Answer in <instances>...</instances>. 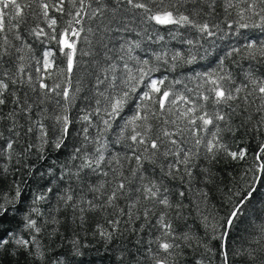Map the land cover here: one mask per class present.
<instances>
[{
	"label": "trees",
	"instance_id": "trees-1",
	"mask_svg": "<svg viewBox=\"0 0 264 264\" xmlns=\"http://www.w3.org/2000/svg\"><path fill=\"white\" fill-rule=\"evenodd\" d=\"M17 2L23 7L19 24L12 27L17 23L13 19L16 10L10 8L5 31L0 32V52L7 48V55L0 56V79L9 84L8 90L4 92L6 103L0 105V145H4L9 139L14 141L11 155L5 153L0 156V204H5L7 209L0 216V228L3 229L0 231V239H7L11 233L16 239L31 241L35 237V241L25 248L17 245L15 239L10 240L5 247H0V264H51L57 258L62 264H136L138 260L142 264H153L151 254L147 251L149 247L154 253L165 255L155 242L156 236L160 235L156 221L161 212L167 214L177 236L187 233L192 238L191 246L188 242L176 241L181 247L173 250L169 264H173V261L176 264H195L197 260L202 261V264H223V252L228 253L229 264H264V239L259 231L260 226L264 225V172L256 167L255 160L259 145L264 144V123L260 121L264 113L257 111L260 105L258 97H249L250 101L255 99V103H244L242 97L246 92H241L237 102H230L231 107L219 106V110L226 115V120L219 122L221 143L226 144L229 151L245 149V159L233 160L223 151L212 156L206 153L203 143L197 149L194 138L184 125H181L185 127L183 136H174L181 142L171 145L161 135V130L168 128L176 133V126L163 124L169 117L162 116L159 120L149 121L152 124L149 135L151 139L160 136L165 143L151 161H143L137 177L131 175L136 162L128 157L132 155L133 149L137 155H149L152 151L150 143L149 153H144L145 145H133L130 148L132 142L121 137L120 130L124 122L137 111V93L142 88H138L137 93L130 94L121 114L106 131H99L104 128L102 120L106 117L103 116V111L100 116H92L91 125L81 120L85 112H94L98 106L103 110L104 98L119 91H114L109 85L113 75L123 78V63L136 65L135 60L128 61L127 54V47L134 43H139L140 46L132 51L133 57L138 60L149 59L152 65L157 66L159 71L153 73L155 78L166 76L168 84L180 80L181 84L173 86L175 91L185 93L193 100L199 99V91L210 87L203 85L202 80L191 79L197 73L215 71L218 75H230L231 80L225 83L235 87L248 84L247 91H251L253 85L249 82V73L253 78L264 79V60H251L238 54L227 55L234 48L243 49L249 42L254 41L258 46L264 42V28H239L236 24L238 12L246 7L248 0H233L234 4L239 2V8L234 7L227 12L224 0H216L212 9L207 6L211 0H184L180 11L190 15L198 23L208 21L214 36L202 34L191 26L158 25L147 18L151 13L132 8L127 0H84L85 6L80 9L81 23L74 25L81 30L80 36L75 38L78 51L74 71H65L63 74L59 69H66V58L59 52L57 43L44 37L36 38L32 30L39 27L49 34L62 31L79 9V0H64V12H57L55 7H51L58 4L59 0ZM45 2L50 5L49 18H56L58 21L55 32L48 28L40 7ZM174 2L175 0H163V5ZM158 5H161V0H150L148 4L153 11ZM253 21L258 23L259 18L253 17L248 22ZM17 36L20 38L17 39ZM5 37L7 45L4 43ZM188 41H192V44ZM122 44L125 45L123 49ZM45 50H51L54 54L51 77L43 71H36L39 66L37 61ZM178 51L185 59L194 56L195 60L190 64L178 62L172 70L171 58ZM156 54L164 56L168 63L165 65L164 60L157 62ZM121 56L124 57L123 60L120 59ZM222 58L224 71L220 72ZM112 65L118 66L115 73L112 72ZM4 73L8 75L5 76ZM29 77L32 78L31 81ZM40 78L49 87L54 88L59 84L60 89H56V92H61V95L49 92L45 96L44 90L39 88ZM12 79L17 83L13 84ZM98 80L105 82L98 84ZM199 85H203V88H199ZM64 87L70 92L67 103L61 91ZM187 89L192 91L188 92ZM12 92L16 93L15 98ZM100 93H104V96ZM14 99L27 101L32 105L28 112L17 111L14 118L17 125L15 131L21 133L19 136L8 131L13 124V118H9L8 113L16 107ZM97 100L101 101L100 105L96 104ZM237 103L240 107H237ZM148 107L151 109L152 105ZM179 107L182 109L184 106L180 104ZM65 108L70 120L69 133L64 137L61 148L56 149L54 141L60 136L62 126L56 122L55 116L65 114ZM205 110L215 112L217 106L207 104ZM34 121L45 125L47 144L41 145L37 138L40 135L38 128L34 133L26 132ZM85 127L89 129L91 142L84 140ZM209 129L199 135L210 138L211 131L216 128L209 126ZM131 133L129 126L125 129V136ZM98 135L106 144L105 161L99 170L93 172L91 169H83L77 175L81 160L71 159L74 149L83 146L89 152H94L98 147L95 143ZM29 143L34 147L25 151ZM176 147L185 151L192 150L191 163L188 165L192 169L191 180L184 176L181 181L180 175L185 167L182 164L178 165L180 172L175 178L166 175L168 165L175 161V157H165L163 153L170 148L175 151ZM115 158H119L121 164H117ZM66 166L71 169L72 175L67 174ZM103 172L108 175L104 176ZM120 172L130 181L127 194L120 195L113 205H108L107 197L111 195L118 180L123 178L119 177ZM139 176L145 179L141 181ZM257 176L262 178L256 179ZM148 181H155L162 186V190L168 189L167 195L172 208L154 205L135 191ZM102 183L103 189L99 192L93 190ZM17 188L21 193L19 198H15ZM49 188L52 189L51 192L48 191ZM69 190L74 201L78 202L75 209L71 207L73 202L65 205L60 199ZM181 191L185 193L183 197L179 195ZM248 191L253 194L241 205L234 224L225 227L223 217ZM37 195H44L45 199L34 204L33 200ZM137 197L140 199L137 206L132 208L133 216L129 221V206ZM6 200L13 202L7 204ZM89 201L97 207L91 208ZM178 203L183 205L180 216L176 215L175 206ZM81 206L85 209L83 213L80 212ZM33 207L38 208L40 216L31 212ZM145 209H151L147 220L143 215ZM121 212L123 215H120ZM29 214L37 221L41 232L25 228L24 217ZM204 217H208L207 226ZM109 219L120 221L119 230H113V238L105 240L100 236L97 224L112 230L107 224ZM213 223L217 224L215 231L211 227ZM141 225H144L142 230ZM225 231L228 234L221 238L220 233ZM73 241L78 242L79 254L73 249ZM204 245L211 251H207ZM38 247L43 257L36 255Z\"/></svg>",
	"mask_w": 264,
	"mask_h": 264
},
{
	"label": "snow or ice",
	"instance_id": "snow-or-ice-1",
	"mask_svg": "<svg viewBox=\"0 0 264 264\" xmlns=\"http://www.w3.org/2000/svg\"><path fill=\"white\" fill-rule=\"evenodd\" d=\"M150 0H127V4L135 9H142L145 13H151L148 15L149 20H154L158 25H176V26H191L195 28L198 32L202 34H206L207 36H214L215 33L211 30L210 24L208 21H204L203 23H198L194 19L191 18L190 15H185L182 11H180V7H182L184 0H175L174 3L163 5V0H161V5H158L153 11L152 8L148 6ZM225 3V11L227 12L232 8H239V2L233 3V0H224ZM216 4V0H211L207 6L212 9L213 5ZM84 0H79V9L75 11V16L68 21L67 27H64L62 31H59L56 34H49L45 32L43 28L33 29V33L36 38L44 37L48 40L55 41L59 46V52L66 58V69H59L61 74L65 71L67 73H72L74 71L75 59L77 55V46H76V37L80 36V29L74 27V25H79L81 23V12L80 9L84 8ZM40 7L43 9V15L47 21V26L49 29H53L55 32L57 26L56 18H49V8L50 5L48 3H41ZM51 7H55L57 12H64V0H59V3L56 5H52ZM10 8H14L15 15L13 17L14 20L17 21L16 24H13L12 27H16L20 18L23 14V7L21 4L17 2V0H0V32L5 31L6 18L8 16V10ZM214 10V9H213ZM95 14V13H93ZM210 14V13H209ZM250 14V15H249ZM71 16L72 13H69ZM239 19L236 21V24L239 28H248V27H259L264 28V0H248L246 7L240 9L238 12ZM253 17H258L259 22L253 21L249 23L248 21L253 20ZM20 37L17 36V39ZM163 39V37H160ZM5 45L8 44L7 37L4 40ZM189 44H192V41H188ZM139 43H134L127 47L128 61H136L135 66H131L130 63H123L124 76L122 79L118 78L116 75L112 76V82L109 85L113 90L119 89L115 94H109L105 97V104L103 110L98 106L95 108L94 112H85L81 116V120L86 122L87 124H92V116H100L101 111H103L102 122L104 125L103 129L99 131L102 133L107 129L112 127V121L115 120L117 116L121 114V111L124 105L127 103L131 93H137L138 88H142L140 92L137 93L139 97V103L137 105V111L133 114L128 120L124 122V126L120 130L121 137H124L127 140L132 142L129 147L131 148L133 145H145L144 153H149V143L150 148L152 149L149 155L140 154L137 155L135 150L133 149L132 155L128 157V159H134L136 162V167L132 168L131 175L132 177H137L138 173L142 169L143 161H151L153 157L157 155L159 152L161 145L165 143L164 140H161L160 136H157L155 139H151L149 135V130L152 128V124L149 123L150 120L156 119L159 120L162 116H168L169 119L163 121V124H171L176 126V133H173L168 130V128H162L161 135L166 138V140L171 145H178L181 141H178L174 138L176 135L183 136L185 132V127L187 128L189 134L194 138V143L197 149L203 143L206 148V153L212 156H216L217 153L223 151L227 154V156L231 157L233 160H243L247 156V152L245 149H240L238 151H229L228 146L224 143H221L220 140V132L221 128L219 127V122H223L226 120V115L223 114L219 110V106L228 105L231 107L230 102H237L240 97L239 94L241 92H246V95L242 97L244 103H255V99L249 100V97H258L260 101L258 112L264 113V79L253 78L251 73H249V82L253 85L251 91H247L248 84H243L240 87H235L234 85L225 83L226 81L231 80L230 75H218L215 71L205 72V73H197L191 79H195L197 81L202 80L203 85H209L210 87L204 88L202 91H199V99L193 100L189 95L185 93H177L174 89V85H179L182 82L180 80H175L172 84L167 83V77L163 78H155L153 76L154 72L159 71V68L155 65L151 64L149 59L138 60L136 57L131 55L134 48H138ZM125 45H121L123 49ZM19 51V49H17ZM234 54L245 56L251 60H264V42H262L259 46L256 42H249L244 46L243 49L234 48L227 53L228 56H232ZM7 55V48L3 52H0V56ZM22 59V57H21ZM121 60L124 59L123 56L120 57ZM172 70L175 69L178 62L184 63H192L195 60L194 56H191L185 59L184 55L181 52H175L172 55ZM53 60L54 54L51 50H45L42 54V57L37 61L38 67L36 69L37 73H41L42 71L47 73L48 77L52 75L53 69ZM155 60L157 62L164 60L165 65L168 61L161 54H156ZM221 68L220 72H223V64L224 59L222 58L220 61ZM117 65H112V72L115 73L117 70ZM7 76V73H4ZM31 77H29V81H31ZM13 84L17 83L15 79L11 81ZM105 81L98 80V84H103ZM203 85H199V88H203ZM9 84L4 80L0 79V105H4L6 103V99L4 98V92L8 90ZM39 88L44 90L45 96L49 92H56V89H60V85L56 84L55 87H49V85L45 82L43 78L39 79ZM62 95L64 101L67 103L70 100V92L67 87H64L62 90ZM186 91L190 92L191 89H187ZM56 95H61V92H56ZM101 96H104V93H100ZM12 96L15 98L16 93L12 92ZM14 103L16 105L13 110L8 113L9 118H13L12 127L8 129L10 133L15 132L16 136H19L21 133L19 131H15L17 125L15 123L14 118L17 116V111L23 113L31 110L32 105L27 101L21 102L18 99H14ZM59 104V101H57ZM97 105L101 104L100 100L96 101ZM182 104L184 107L181 109L179 105ZM207 104H213L217 106V111L208 112L205 110ZM148 105H152L150 109ZM237 107H240V104L237 103ZM65 114H58L55 116V120L62 127L60 129V136L54 141V147L56 149H60L64 144V137H66L69 133L68 125L70 123L69 117L67 116V108L63 109ZM172 117H175L174 119ZM261 123H264V115L260 118ZM184 125V126H181ZM131 126L132 133L131 135L125 136V129ZM209 126H213L216 128L215 131H211V137L200 136V132L209 131ZM36 128L39 129V137H37L41 141V145L47 144V130L43 123L38 121L33 122V126H29L26 129L27 133H34ZM140 129V130H137ZM230 130V129H229ZM88 127L83 129L85 134L84 140L86 142H91L88 136ZM0 138H2V133H0ZM95 143L98 144V147L94 149V152H89L85 147H76L72 154L71 159L73 161L80 159L81 163L79 165L77 175L79 171L83 169H91L93 172L99 170L101 168L102 162L105 161L104 149L106 148V144L101 141L100 136L98 135L95 138ZM34 147L33 144L29 143L25 148V151H30ZM14 148V141L9 139L6 141L4 145H0V156H3L5 153L11 155V152ZM165 157L174 156L175 161L168 165V171L166 175L171 176L173 178L180 172L178 165H184L183 173L180 175L181 181H183L184 176H187L189 180L192 179V169L188 167L191 163L192 150L189 149L185 151L183 148L176 147L175 151L171 148L163 153ZM117 164H121L119 158H115ZM255 160L257 161L256 167L264 172V144L259 145V152L255 155ZM111 163V162H109ZM122 166V165H121ZM67 174L72 175L71 169L65 168ZM104 176H107V172L102 173ZM119 177H123V173H119ZM256 179H261V176L255 177ZM114 179H117L114 177ZM139 179L143 181L145 177L139 176ZM130 181L126 177L119 179L116 183L115 188L112 189L111 195L107 197V204L113 205L114 201L120 197V195L127 194L128 184ZM104 188V184L102 183L98 188L93 189L96 192H99ZM49 192L52 191L51 188L48 189ZM137 193H140L144 200L152 201L153 204L163 205L166 209L172 208L170 204L167 192L168 189L164 188L162 190V186L157 184L155 181H148L145 184H142L141 187L135 189ZM20 189H16V197H20ZM252 191H248L247 195L241 197V199L231 208V210L223 217V222L225 227H230L234 224L235 218L238 217L240 207L245 203V201L252 195ZM181 197L185 195L183 191L179 193ZM45 199L44 195H37L34 197L33 203ZM61 201L68 205L69 202H73L71 207L75 209L78 206V202L74 201V196L69 190L65 196L60 197ZM140 197H137V200L132 202L129 206L128 216L129 221L132 220V208L137 206ZM230 199V198H229ZM12 200H6L5 203L11 204ZM91 208L97 207L92 201L88 202ZM176 215H181V209L183 205L177 204L176 206ZM84 208L80 207V212H84ZM7 212L5 204H0V216H3ZM32 213H35L37 216H40L38 208L33 207L31 209ZM151 209H145L143 215L147 220ZM123 215V212L120 213ZM139 218V217H137ZM26 223V229H34L36 233L41 232V228L37 226V221L32 219V216L26 215L24 217ZM83 220V217L81 216ZM206 222L208 217H204ZM58 223L59 221H55ZM107 224L110 226L112 230H109L103 227L100 224H97V230L100 236L105 240H111L113 238V230H119V220L109 219ZM157 226L160 230V235L156 236L155 242L158 243L159 249L165 253L164 256H161L159 252H153V249L149 247L147 249L148 253L151 254L153 264H169V257L173 256V250L179 249L181 247L180 243H177V240L188 242L189 246H191V236L187 233L177 236L175 234V229L173 227L172 222L168 218L165 212H161L159 218L156 221ZM213 230L215 231L217 228V224L213 223L211 225ZM144 228V225H141V230ZM3 229L0 228V231ZM128 230L127 228L125 229ZM135 231V229H133ZM259 231L262 234V239H264V225H261ZM228 233L221 232V238L226 236ZM15 239V243L21 247H29V245L35 241V237H32V240H26L23 238L16 239L13 234L9 233L7 239H0V247H5L10 240ZM140 243V241H137ZM149 243H152L150 241ZM207 251H211L208 249L206 245H204ZM73 249L79 254V245L77 241H73ZM223 264H229V256L227 252H223ZM37 256L43 257V253L39 251V247L37 249ZM179 255V253H176ZM251 255V254H250ZM51 264H62V262L57 258L53 260ZM136 264H142V261H136ZM173 264H176L173 261ZM195 264H202V261L197 260Z\"/></svg>",
	"mask_w": 264,
	"mask_h": 264
}]
</instances>
